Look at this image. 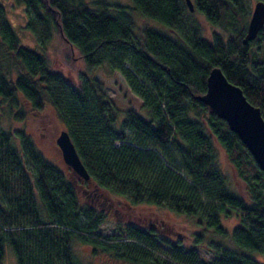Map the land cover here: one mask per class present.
I'll use <instances>...</instances> for the list:
<instances>
[{
    "label": "trees",
    "instance_id": "trees-1",
    "mask_svg": "<svg viewBox=\"0 0 264 264\" xmlns=\"http://www.w3.org/2000/svg\"><path fill=\"white\" fill-rule=\"evenodd\" d=\"M0 0V103L24 120L27 102L43 111L49 104L69 131L100 190L124 196L131 205H158L198 217L203 230L195 245L210 243L215 259L195 247L164 238L158 229L116 222L122 235L100 230L104 208L82 201L72 169L51 161L25 131L0 123V264L6 247L17 264H82L75 245L131 264H264V170L227 122L197 98L207 76L220 66L264 116V26L247 44V0H12L24 7L35 44L23 42ZM131 3V2H130ZM141 12L174 36L147 24ZM228 35L204 36L195 12ZM79 52L77 80L53 68V37ZM118 70L142 98L145 114L133 107L121 115L95 74ZM222 148L246 185L248 198L229 185L219 157ZM236 211L230 236L221 221ZM216 234V236L214 235ZM220 240H213L215 237ZM229 238V242H227ZM160 241L168 244L163 248ZM166 253V254H165Z\"/></svg>",
    "mask_w": 264,
    "mask_h": 264
},
{
    "label": "rangeland",
    "instance_id": "rangeland-1",
    "mask_svg": "<svg viewBox=\"0 0 264 264\" xmlns=\"http://www.w3.org/2000/svg\"><path fill=\"white\" fill-rule=\"evenodd\" d=\"M112 1V0H111ZM116 1V0H114ZM125 4H132V0H117ZM257 0H247L249 8V17L252 14L254 4ZM131 2V3H130ZM6 6V14L9 21L18 29L21 34L23 42H28L30 44H35V36L28 30L24 29L25 25V16H24V7L22 6H13V1L8 0L4 1ZM23 9V10H22ZM132 16L135 18L137 25L147 24L154 27L155 29L173 35L167 26L164 24L144 16L141 12H132ZM195 16L198 17L202 27L204 36L206 38H211L214 31H217L225 36L228 35V32L221 27L212 24L208 21L203 14L200 12H195ZM57 33V32H56ZM48 49L51 52V61L53 68L56 70L62 71L68 77L73 80H77L79 72L81 70L82 61L78 57L79 52L76 48H72L67 45L59 33H57L52 41L49 44ZM95 74L102 78L106 82V91L114 99V103L121 115L124 114L126 109L133 107L136 111L141 114H145V110L142 107V98L137 95L129 86L127 80L118 70H110L107 66H101L95 70ZM22 104L25 106L28 111L27 116L24 120H17L10 116L9 106L6 102L0 103V123L5 129L23 130L36 141L38 146L42 149L44 154L51 161L57 162L62 165H66L61 149L57 144V136L60 134L62 129H65V125L58 117L56 110L51 106L47 105L43 111L34 110L30 105L21 100ZM220 163L224 171L228 174L229 185L232 190L236 193L242 194L245 198H248V193L246 190V185L243 180L236 173L234 167L230 163L225 151L220 148ZM72 176L77 183L78 192L80 194L82 201L90 202L100 208L99 204L102 203L103 206H108V203L112 202L111 210H109L107 221L103 223L100 230L105 235H122L123 233L116 227V222L121 221V225L125 224L123 220L127 219V208L124 207L126 201L124 196L109 193L104 191L110 199L106 202H103L104 197H100L101 201L94 203L92 200V192L96 187L94 182L83 183L80 180V177L72 172ZM88 189V191H87ZM102 191V190H101ZM106 197V196H105ZM135 207L131 209L130 213L134 214L133 221H139V217L145 221L152 219L153 222H158L156 228L158 232L171 241H181L185 247H195L198 255L204 259H215L217 256L212 250H208L209 247V232L204 230L205 234V243L206 245L196 246L195 245V234L200 233L203 230L201 224L197 222L198 217L188 216L186 214H179L175 211L169 210L167 208L152 205V204H139L134 205ZM117 208V211L115 212ZM124 216V219L123 217ZM162 219L164 221H162ZM222 224L228 230L229 235L233 233L234 227L239 223V217L237 212L234 211L233 214L226 217H221ZM160 223V224H159ZM216 236V234H214ZM213 240H220L217 236ZM229 238L227 242H229ZM158 244L163 248V252L166 248H169L168 244L163 241H160ZM75 250L79 256L82 264H131L122 260H117L112 258L108 253H99L95 254L93 252V247L87 244H77L75 245ZM166 254V253H165ZM260 260H264V256L257 255ZM174 264V262H169ZM4 264H17L16 256L11 247H6Z\"/></svg>",
    "mask_w": 264,
    "mask_h": 264
},
{
    "label": "water",
    "instance_id": "water-1",
    "mask_svg": "<svg viewBox=\"0 0 264 264\" xmlns=\"http://www.w3.org/2000/svg\"><path fill=\"white\" fill-rule=\"evenodd\" d=\"M190 10L195 9L193 0H186ZM264 26V0H257L250 16L243 42L255 39ZM197 98L212 112L223 118L246 144L260 168L264 170V116L259 106L253 104L243 89L231 82L218 65L213 66L207 76V89ZM57 144L62 157L72 172L82 180H90L91 175L83 163L69 131L65 128L57 136Z\"/></svg>",
    "mask_w": 264,
    "mask_h": 264
},
{
    "label": "flooded vegetation",
    "instance_id": "flooded-vegetation-1",
    "mask_svg": "<svg viewBox=\"0 0 264 264\" xmlns=\"http://www.w3.org/2000/svg\"><path fill=\"white\" fill-rule=\"evenodd\" d=\"M91 182L92 181H90L88 183H91ZM87 191H88V189H87ZM102 196L104 197V199L106 198V200H103V202H106V201H108L110 199V197L108 195H106L104 193V191H101L100 188L95 187L93 189V192H92V200H93V202L94 203H98L99 201H101V198L100 197H102ZM108 204L109 205L105 207L100 202L99 205L108 212L109 210H111V207L110 206L112 205V202L111 203H108ZM124 207L127 208V211L125 212V214H127V219L123 220L125 223H132V224H135V225L139 224V225H141L143 227H148L150 229H157L156 226L158 225V222L157 221L156 222H153L152 219H149V221H145L144 219H142L141 217H139V221H137V222L136 221H133L134 214L133 213H130V211H131V209H133L135 207L134 205H131L129 203H125ZM128 208H129L130 211L128 210ZM116 211H117V208H116L115 212ZM122 217L124 219V216H122ZM119 220H121V219H119ZM162 221H164V220L162 219Z\"/></svg>",
    "mask_w": 264,
    "mask_h": 264
}]
</instances>
